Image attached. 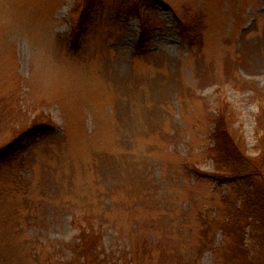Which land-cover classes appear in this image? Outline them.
<instances>
[{"label":"rangeland","instance_id":"rangeland-1","mask_svg":"<svg viewBox=\"0 0 264 264\" xmlns=\"http://www.w3.org/2000/svg\"><path fill=\"white\" fill-rule=\"evenodd\" d=\"M8 143L0 264H260L264 0H0Z\"/></svg>","mask_w":264,"mask_h":264},{"label":"trees","instance_id":"trees-1","mask_svg":"<svg viewBox=\"0 0 264 264\" xmlns=\"http://www.w3.org/2000/svg\"><path fill=\"white\" fill-rule=\"evenodd\" d=\"M11 143L0 147V162L1 161H5L8 157H10V155L12 153H14L15 149L11 150ZM22 146V144L20 145ZM251 184V183H248ZM252 185V184H251ZM254 187V186H253ZM256 193H260V194H264V182L262 184V186L255 191ZM254 194V193H252ZM250 195V194H249ZM250 213L248 214V221H247V228L249 231V235L251 234V232H253L254 234L257 233V239L259 237L260 239V243L258 245L260 246L261 251L264 250V233H260L263 230V226L261 225V220L264 219V195H263V203H258L256 202V200H251L250 202ZM256 231V232H255ZM93 250L90 252V250H88V253H93V258L95 260V264H110L109 261L105 260V256L102 254L104 253L103 251L100 252L99 248L96 246V248H92ZM104 256V258L101 256ZM264 262V256L262 259ZM262 262H260V264H262ZM123 264V263H122Z\"/></svg>","mask_w":264,"mask_h":264}]
</instances>
